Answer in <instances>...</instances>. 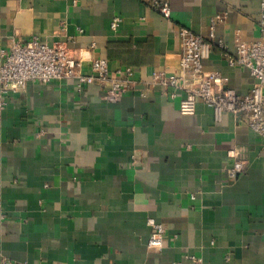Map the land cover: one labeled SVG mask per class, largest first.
I'll return each mask as SVG.
<instances>
[{
    "label": "crops",
    "instance_id": "crops-1",
    "mask_svg": "<svg viewBox=\"0 0 264 264\" xmlns=\"http://www.w3.org/2000/svg\"><path fill=\"white\" fill-rule=\"evenodd\" d=\"M169 2L164 17L150 0H0V51L37 36L63 43L84 68L104 58L111 71L149 79L179 68V31L189 27L212 42L204 68L247 93L254 76L226 55L238 41L264 43L259 0ZM102 92L62 79L2 95L0 261L264 264V137L242 115L215 121L202 100L182 114L180 96L158 86L116 102ZM233 147L247 166L228 181ZM149 218L165 229L160 248L148 244Z\"/></svg>",
    "mask_w": 264,
    "mask_h": 264
},
{
    "label": "built area",
    "instance_id": "built-area-1",
    "mask_svg": "<svg viewBox=\"0 0 264 264\" xmlns=\"http://www.w3.org/2000/svg\"><path fill=\"white\" fill-rule=\"evenodd\" d=\"M170 0H150V7L157 9L164 17H170ZM259 25L264 34V0H259ZM224 13L211 18L210 39L214 26L223 21ZM120 17L115 16L111 26L115 28ZM181 44L179 68L176 71H155L149 79L133 77L132 67L123 71H111L104 58H95L84 68L81 59L72 55L63 43L47 44L37 36L23 41H15L10 49L0 51V116L4 106L3 94L22 91L29 80L48 82L51 80L75 79L76 89L81 91L85 85L97 84L102 89V98L109 102L118 101L127 92L146 95V88H161L170 99L179 98V111L192 114L196 101L209 103L215 121H220L225 112L245 117V122L264 137V43L262 41L236 43L235 53L227 54L230 65H240L249 69L255 82L249 91L240 94L228 86V77L215 70H206L203 60L209 56L212 42L195 33L189 27L179 31ZM219 47L225 48L222 41ZM143 84L140 88L139 85ZM145 89V90H144ZM229 163L224 166L227 180H235L247 166V159L240 155L237 147L227 151ZM153 230L148 244L160 248L165 229L153 218H149ZM0 264H24L2 258Z\"/></svg>",
    "mask_w": 264,
    "mask_h": 264
}]
</instances>
